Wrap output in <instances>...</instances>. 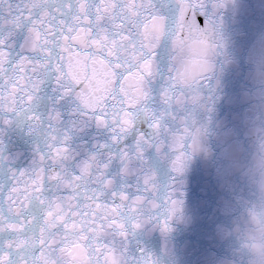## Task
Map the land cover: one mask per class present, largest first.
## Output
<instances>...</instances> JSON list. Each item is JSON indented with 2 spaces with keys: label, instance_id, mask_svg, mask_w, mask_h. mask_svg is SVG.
Listing matches in <instances>:
<instances>
[{
  "label": "snow or ice",
  "instance_id": "obj_1",
  "mask_svg": "<svg viewBox=\"0 0 264 264\" xmlns=\"http://www.w3.org/2000/svg\"><path fill=\"white\" fill-rule=\"evenodd\" d=\"M230 3L0 0V264H158L139 238L167 237L207 154L197 116L218 99ZM25 132L20 166L8 145ZM215 163L221 179L239 167L227 132Z\"/></svg>",
  "mask_w": 264,
  "mask_h": 264
},
{
  "label": "water",
  "instance_id": "obj_2",
  "mask_svg": "<svg viewBox=\"0 0 264 264\" xmlns=\"http://www.w3.org/2000/svg\"><path fill=\"white\" fill-rule=\"evenodd\" d=\"M220 25L224 49L217 62L218 99L210 113L197 116L207 128V154L193 156L181 177L182 211L167 237L157 230L139 238L158 264H252L243 244L256 209L251 181L261 172L254 158L256 139L264 137V0H231ZM224 132L239 160L227 179L217 176L215 163ZM8 146L24 166L36 142L25 132ZM159 178L168 183L169 170L161 169Z\"/></svg>",
  "mask_w": 264,
  "mask_h": 264
},
{
  "label": "clouds",
  "instance_id": "obj_3",
  "mask_svg": "<svg viewBox=\"0 0 264 264\" xmlns=\"http://www.w3.org/2000/svg\"><path fill=\"white\" fill-rule=\"evenodd\" d=\"M216 71L219 75L220 69L218 67ZM262 144H264V137L257 138L254 158L256 163L264 160V148L261 147ZM237 172L238 174L245 176L244 172H240L239 170H237ZM247 179L249 180V178ZM251 184L253 185L254 195L256 198L257 218L253 219L252 216H249V231L264 234V174H262V172H258L256 179L252 180ZM247 253L251 258L252 264H264V246L259 248H247Z\"/></svg>",
  "mask_w": 264,
  "mask_h": 264
}]
</instances>
